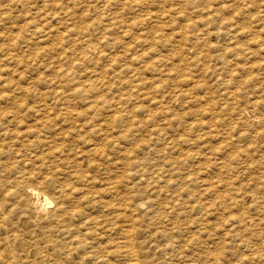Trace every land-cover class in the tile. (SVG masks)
I'll return each instance as SVG.
<instances>
[{"label": "rangeland", "instance_id": "374dc122", "mask_svg": "<svg viewBox=\"0 0 264 264\" xmlns=\"http://www.w3.org/2000/svg\"><path fill=\"white\" fill-rule=\"evenodd\" d=\"M0 132L1 264H264V0H0Z\"/></svg>", "mask_w": 264, "mask_h": 264}, {"label": "bare ground", "instance_id": "6f19581e", "mask_svg": "<svg viewBox=\"0 0 264 264\" xmlns=\"http://www.w3.org/2000/svg\"><path fill=\"white\" fill-rule=\"evenodd\" d=\"M108 6H109V3H108ZM108 6H107V7H108ZM226 6H227V5H226ZM227 24H228V23H227ZM232 25H233V24H232ZM229 26H230V24H229ZM233 26H234V25H233ZM260 29H261V28H260ZM260 29H258V30H260ZM227 30H228V28H227ZM237 30H238V29H237ZM237 30H236V31H237ZM228 31H229V30H228ZM236 31H235V32H236ZM227 33H228V32H227ZM231 33H233V32H231ZM231 33H229V34H231ZM232 36H234V34H232ZM258 36H260L258 33H254V34H252V36H251V40L254 41ZM230 37H231V36H230ZM260 39H261V36H260L259 39H257V41L260 40ZM251 42H252V41H251ZM226 43H227V42H226ZM256 43L258 44V42H256ZM231 45L233 46L232 48H234V52H235V49L238 47L239 44H237L236 41H235V42L233 41V43H231ZM223 47H224V46H223ZM225 47H226V46H225ZM228 48H229V47H228ZM239 49H240V48H239ZM228 50H229V49H228ZM228 50H225V52H227ZM231 50H232V49H231ZM229 51H230V50H229ZM228 53H230V52H228ZM237 53H238V52H237ZM237 53H236V54H237ZM233 55H234V54H233ZM223 56H225V55L223 54ZM229 56H230V54H229ZM229 56H228V57H229ZM217 58H219V57H217ZM220 58H221V56H220ZM223 58H224V57H223ZM234 58H235V57H234ZM210 59H211V58H210ZM210 59H208V60H210ZM215 59H216V58H215ZM224 59H225V58H224ZM240 59H241V58H240ZM222 60H223V59H222ZM222 60H221V61H222ZM226 60H227V58H226ZM234 60H236V58H235ZM224 61H225V60H224ZM226 62H227V61H226ZM206 63H207V62H206ZM208 63H211V62H208ZM213 63H214V62H213ZM220 63H221V62H220ZM224 63H225V62H224ZM229 63H230V62H229ZM221 64H223V63H221ZM232 64H233V63H232ZM234 64L236 65V63H234ZM212 65H213V64H212ZM202 66H203V65H202ZM208 66H209V65H207V67H208ZM225 66H226V65H225ZM178 67H179V66H178ZM214 67H215V66H214ZM217 67H221V66L218 65ZM198 68H199V67H198ZM204 68H205V67H204ZM221 68H222V67H221ZM221 68H220V69H221ZM223 69H224V68H223ZM223 69H222V70H223ZM231 69H232V68H231ZM199 70H200V69H199ZM209 70L212 71L213 69H212V70L209 69ZM178 71H179V70H178ZM200 71H201V70H200ZM202 71H203V70H202ZM207 71H208V70H207ZM207 71H205L204 73H206ZM213 71H214V70H213ZM219 71H220V70H219ZM215 72H216V70H215ZM219 73H220V72H218V74H219ZM222 74H223V73H222ZM182 75H183V74H182ZM201 75H202V74H201ZM201 75H199V76H201ZM213 75H214V74H213ZM208 76H210V75L208 74ZM197 77H198V76H197ZM198 78H199V77H198ZM217 78H218V75H217ZM217 78H216V79H217ZM202 79H203V77H202ZM204 79H205V78H204ZM219 79H220V78H219ZM194 80H195V79H194ZM206 80H207V79H206ZM206 80H205V81H206ZM222 80H223V79H222ZM197 81H198V80H197ZM201 82H202V81H201ZM221 82H222V81H221ZM196 83H197V82H196ZM203 83H205V82H203ZM223 83H224V82H223ZM206 84H208V83H206ZM188 85H190V84H188ZM195 85H198V84H194V87H195ZM202 85H203V84H202ZM192 86H193V85H192ZM192 86H190V87L192 88ZM199 86L202 87L201 85H199ZM225 86H226V84H225ZM190 87H189V89H190ZM203 87H204V86H203ZM226 87H227V86H226ZM204 89H205V88H204ZM208 89H209V88H208ZM208 89H205L206 92H207ZM187 90H188V89H187ZM190 90H191V89H190ZM190 90H189V91H190ZM193 90H195V89H193ZM193 90H191V92H192ZM195 92H196V91H195ZM202 92H203V91H202ZM202 94H203V93H202ZM202 94H201V92H200V95H202ZM206 95H207V94H206ZM195 96H196V95H195ZM207 96H208V95H207ZM199 97H200V96H199ZM197 98H198V97H197ZM208 98H209V97H208ZM208 100H209V99H208ZM205 101H206V100H205ZM209 101H210V100H209ZM206 103H207V101H206ZM208 114H209V113H208ZM208 114H207V115H208ZM252 115H253V114H252ZM250 117H251V115H250ZM181 118H182V117H181ZM253 119H254V118H253ZM175 120H176V119H175ZM181 120H182V119H181ZM173 121H174V120H173ZM250 121H251V120H250ZM245 122H247V120H245ZM164 123H165V122H164ZM176 123H178V122H176ZM189 123H190V122H189ZM191 123H193V121H192ZM199 123H200V122H199ZM213 123H214V122H213ZM247 123H248V122H247ZM182 124H183V121H182ZM200 124H201V123H200ZM207 124H208V122H207ZM245 124H246V123H245ZM250 124H251V123H250ZM250 124H248V125H250ZM169 125H170V124H169ZM177 125L180 126V124H177ZM198 125H199V124H198ZM210 125H211V124H210ZM204 126H205V125H204ZM208 126H209V125H208ZM208 126H207V127H208ZM214 126H215V125H214ZM180 127H181V126H180ZM210 127H211V126H210ZM164 128H165V127H164ZM191 128H192V127H191ZM194 128H195V127H194ZM196 128H197V127H196ZM199 129H200V128H199ZM215 129H216V128H215ZM204 131H205V130H204ZM206 131H208V129H207ZM215 131H216V130H215ZM165 132H166V131H165ZM0 133H1V132H0ZM208 133H209V132H208ZM218 133H219V132H218ZM205 134H206V133H205ZM256 134H257V133H256ZM210 135H211V134H210ZM210 135L207 134V138H208V136L210 137ZM214 135H215V133H214ZM216 135H217V134H216ZM165 136H166V135H165ZM168 137H169V135H168ZM170 137H171V136H170ZM200 138H201V137H200ZM202 138H203V137H202ZM202 138H201V139H202ZM204 138H205V137H204ZM214 138H215V137H214ZM193 139H194V138H193ZM201 139H200V140H201ZM0 140H1V139H0ZM166 140H167V139H166ZM166 140H165V141H166ZM169 140H170V139H169ZM189 140H190V139H189ZM205 140H206V138H205ZM171 141H172V140H171ZM194 141H196V140H194ZM173 142H174V141H173ZM170 144H171V143H170ZM175 144H176V143H175ZM0 145H1V143H0ZM194 145H195V144H194ZM194 145H193V146H194ZM175 146H176V145H175ZM179 147H180V146H179ZM210 147H211V146H210ZM168 148H169V147H168ZM191 148H192V147H191ZM175 149H176V148H175ZM175 149H174V150H175ZM208 149H209V148H208ZM180 150H181V149H180ZM190 150H191V149H190ZM193 150H194V149H193ZM209 150L211 151V149H209ZM212 150H214V149H212ZM175 151H177V150H175ZM184 151H185V150H184ZM186 151H187V150H186ZM177 152H178V151H177ZM189 152H190V151H189ZM39 153H40V152H38L37 155H38ZM182 153H183V152H182ZM186 153H188V151H187ZM191 153H192V152H191ZM184 154H185V153H184ZM189 154H190V153H189ZM192 154H193V155H196V154H194V152H193ZM37 155H36V156H37ZM203 156H204V154H203ZM37 157H38V156H37ZM44 157H45V156H42V158H44ZM52 157H53V156H52ZM39 158H41V157H39ZM42 158H41V159H42ZM41 159H39V160H41ZM45 159H46V157H45ZM50 159H51V158H50ZM171 159H172V158H171ZM43 160H44V159H42V161H43ZM177 160H178V159H177ZM196 160H197V159H196ZM44 162H45V160H44ZM48 162H49V161H48ZM50 162H51V160H50ZM164 162H165V161H164ZM172 162H173V161H172ZM178 162H179V160H178ZM51 163L53 164V162H51ZM56 163H57V162H55L53 165L55 166ZM176 163H177V162H176ZM173 164H174V163H173ZM173 164H172V165H173ZM49 165H50V164H49ZM57 165H58V164H57ZM166 165H167V164H166ZM168 165H171V164H168ZM172 165H171V167H172ZM54 166H53V167H54ZM53 167H52V168H53ZM56 167H57V166H56ZM56 167H54V168H56ZM0 168H1V161H0ZM165 169H166V168H165ZM168 169H169V168H167L166 170H168ZM170 171H171V169H170ZM173 171H174V170H173ZM0 174H1V171H0ZM54 175H55V174H54ZM170 178H171V177H170ZM79 179L81 180V178H79ZM171 180H172V178H171ZM156 181H157V180H156ZM164 181H165V180H164ZM166 182H167V181H166ZM0 183H1V182H0ZM12 184H13V183H12ZM2 186H3V185H2ZM7 186H8V184H7ZM13 186H14V185H13ZM24 186H25V185H24ZM14 187H15V188H14ZM14 187H12V188L16 190L18 186L16 187V185H15ZM0 188H1V187H0ZM22 188H23V187H22ZM24 188H26V191H25L24 189H23V190H24L25 192L28 193L27 198H28V196L30 195L32 198H34V199L36 200V202L38 201V202L41 203V205L43 204L41 208H37V207L34 208V214H36L37 216H41V215L43 214V210H44L43 207L46 208L47 205H49V204L52 203L51 199L49 198V196H48L44 191L40 190L38 187H34V186L27 185V186L24 187ZM111 188H112V187H111ZM4 189H6V188L4 187ZM10 189H11V188H10ZM19 189H20V188H19ZM19 189H18V190H19ZM113 189H115V188H113ZM7 190H8V192H9V188H7ZM7 190H6V191H7ZM11 190H12V189H11ZM21 190H22V189H21ZM12 191L15 192L14 190H12ZM24 191H23V192H24ZM10 192H11V191H10ZM19 192H20V191H19ZM19 192H18V193H19ZM71 192H72V189H71ZM6 193H7V192H6ZM20 193H21V192H20ZM66 193H67V192H66ZM12 194H13V193H12ZM68 194H69V193H68ZM14 195H16V194H14ZM21 195H22V193H21ZM21 195H20V196H21ZM57 195H58V194H57ZM57 195H56V197H57ZM64 195H65V194H64ZM69 195H70V194H69ZM54 196H55V195H54ZM66 196H67V195H66ZM13 197H14V196H13ZM17 197H18V196H17ZM22 197H23V196H22ZM153 197H154V196H153ZM14 198H15V197H14ZM23 198L25 199V197H23ZM23 198H22V199H23ZM29 198H30V197H29ZM53 198H54V197H53ZM61 198H62V197L59 196V199H61ZM232 198H233V197H232ZM16 199H18V198H16ZM24 199H23V200H24ZM159 199H160V198H159ZM28 200H29V199H28ZM55 200H56V199H55ZM160 200H161V199H160ZM0 201H1V199H0ZM10 201H11V200H10ZM53 201H54V199H53ZM62 201H63V199H62ZM2 202H3V201H2ZM4 202H5V200H4ZM24 202H25V201H24ZM24 202H23V206H24V204H25ZM31 202H32V201H31ZM33 202H34V201H33ZM161 202H162V200H161ZM0 203H1V202H0ZM7 203L9 204L8 201H7ZM10 203H11V202H10ZM40 203H39V204H40ZM107 203H109V202H107ZM137 203H138V202H137ZM15 204L17 205V201H16ZM60 204L62 205L61 202H60ZM158 204H159V203H158ZM6 205H7V204H6ZM21 205H22V204H21ZM21 205H20V207H21ZM26 205H27V204H26ZM32 205H34V204L32 203ZM56 205H57V204H56ZM61 205H60V206H61ZM63 205H64V204H63ZM104 205L106 206V204H104ZM123 205H124V204H123ZM162 205H163V204H162ZM0 206H2V205H0ZM18 206H19V205H18ZM18 206L16 207L17 209H18ZM60 206H59V207H60ZM64 206H65V205H64ZM66 206H68V205H66ZM110 206H111V204H110ZM114 206H115V205H114ZM124 206H125V205H124ZM127 206H128V205H127ZM138 206H139V205H138ZM12 207H13V206H12ZM55 207H56V206H54V208L51 209V210L49 211L50 214H52V215H53V218H55V219H58L62 214H66V213H68V212H66L67 209L64 210V209H62V208L60 209V208H58V207H56V208H55ZM68 207H69V206H68ZM118 207H120V206H118ZM118 207H117V208H118ZM135 207H136V206H135ZM164 207H165V206H164ZM164 207H163V208H164ZM7 208H8V207H7ZM9 208H10V206H9ZM13 208H14V207H13ZM24 208H26V207H24ZM27 208H28V207H27ZM48 208H50V207H48ZM76 208H77V207H76ZM122 208H123V207H122ZM130 208H131V207H130ZM138 208H139V207H138ZM5 209H6V208H5ZM21 209H22V208H21ZM28 209H29V208H28ZM80 209H81V208H80ZM114 209H116V208H114ZM119 209H120V208H119ZM128 209H129V208H128ZM128 209H127V210H128ZM132 209H133V208H132ZM134 209H135V208H134ZM158 209H159V208H158ZM8 210H9V209H8ZM15 210H16V209H15ZM18 210H19V209H18ZM25 210H26V209H25ZM32 210H33V209H32ZM48 210H49V209H48ZM71 210H72V209H71ZM73 210H74V209H73ZM83 210H84V209H83ZM83 210H82V212H83ZM110 210H111V209H110ZM124 210H125V209H124ZM130 210H131V209H130ZM12 211H14V210H12ZM23 211H24V209H23ZM45 211H46V210H45ZM69 211H70V210H69ZM116 211H118V210L116 209ZM120 211H121V210H120ZM128 211H129V210H128ZM132 211H133V210H132ZM132 211H131V212H132ZM1 212H2V211H1ZM4 212H5V211H4ZM6 212H7V211H6ZM6 212H5V213H6ZM24 212H25V211H24ZM29 212H30V211H29ZM70 212H71V211H70ZM70 212H69V213H70ZM72 212H73V211H72ZM72 212H71V213H72ZM124 212H125V211H124ZM17 213H18V212H17ZM21 213H23V212L21 211L20 214H21ZM25 213H26V212H25ZM1 214H3V213H1ZM7 214H8V213H7ZM9 214H10V213H9ZM12 214H13V213H12ZM26 214H27V213H26ZM28 214H29V219H30V215H31V214H30V213H28ZM72 214H73V213H72ZM72 214H71V215H72ZM83 214H84V213H83ZM121 214H122V213H121ZM121 214H120V215H121ZM13 215H14V214H13ZM16 215H17V214H16ZM48 215H49V214H48ZM52 215H51V216H52ZM76 215H77V214H76ZM51 216H50V217H51ZM73 216H74V215H73ZM122 216H123V215H122ZM1 217H3V216L1 215ZM9 217H10V216H9ZM14 217H15V216H14ZM14 217H13V220H14ZM18 217H20V215H19ZM21 217H22V215H21ZM31 217H32V216H31ZM70 217H71V216H70ZM116 217H118V215H116L115 218H116ZM10 218H11V217H10ZM15 218H16V217H15ZM1 219H2V218H1ZM1 219H0V220H1ZM16 219H17V221H18V218H16ZM20 219H21V218H20ZM35 219H36V218H35ZM50 219H51V218H50ZM59 219H62V218L60 217ZM70 219H72V218H70ZM86 219H87V218H86ZM86 219H85V220H86ZM131 219H132V218H131ZM3 220H4V218H3ZM11 220H12V219H11ZM11 220H10V221H11ZM27 220H28V219H27ZM51 220H52V219H51ZM53 220H54V219H53ZM88 220H89V219H88ZM114 220H115V219H114ZM125 220H126V219H125ZM17 221H16V222H17ZM57 221L59 222V220H57ZM57 221H56V222H57ZM64 221H65V220H64ZM92 221H93V220H92ZM112 221H113V220H112ZM129 221H132V220H129ZM1 222H2V220H1ZM5 222H7L6 219H5ZM19 222H20V221H19ZM21 222H22V220H21ZM48 222H49V221H48ZM48 222H47V223H48ZM60 222H62V221H60ZM69 222H70V221H69ZM81 222H82V220H81ZM95 222H96V220H95ZM95 222H94V223H95ZM116 222H117V221H115V223H116ZM11 223H12V222H11ZM44 223H45V222H44ZM49 223H50V222H49ZM52 223H53V221H52ZM54 223H55V222H54ZM54 223H53V224H54ZM79 223H80V222H79ZM79 223H78V224H79ZM92 223H93V222H92ZM115 223H114V224H115ZM123 223H124V222H123ZM123 223H122V224H123ZM133 223H134V222H133ZM3 224H4V222H3ZM12 224H13V223H12ZM12 224H11V225H12ZM23 224H24V222H23ZM25 224H26V223H25ZM27 224H29V223H27ZM33 224H34V223H33ZM33 224H32V225H33ZM64 224H65V223H64ZM122 224H121V225H122ZM128 224H129V223H128ZM11 225H9V226H11ZM35 225H36V223H35ZM39 225H41V224H39ZM51 225H52V224H51ZM51 225H50V226H51ZM58 225H59V224H58ZM62 225H63V224H62ZM71 225H72V224H70V226H71ZM74 225H75V224H74ZM76 225H77V224H76ZM92 225H93V224H92ZM95 225H96V224H95ZM103 225H104V224H103ZM106 225L109 226L110 224H106ZM106 225H105V226H106ZM124 225H125V224H124ZM130 225H131V224H130ZM12 226H13V225H12ZM16 226H19V225L17 224ZM23 226H24V225H23ZM23 226H22V227H23ZM25 226H26V225H25ZM63 226H64V225H63ZM66 226H67V225H66ZM72 226H73V225H72ZM93 226H94V225H93ZM122 226H123V225H122ZM126 226H127V223H126ZM128 226H129V225H128ZM161 226H162V225H161ZM3 227H4V229H5V226H3ZM13 227H14V226H13ZM28 227H33V226H28ZM39 227H40V226H39ZM162 227H163V226H162ZM16 228H17V227H16ZM20 228H21V227H20ZM20 228H19V229H20ZM26 228H27V227H26ZM34 228H35V227H34ZM37 228H38V227H37ZM47 228L49 229V226H48ZM73 228H74V227H73ZM77 228H78V227H77ZM77 228H76V229H77ZM83 228H84V227H83ZM108 228H109V227H108ZM110 228H111V227H110ZM2 229H3V228H2ZM9 229H10V228H9ZM23 229H24V228H23ZM27 229H28V228H27ZM38 229H39V228H38ZM40 229H41V228H40ZM40 229H39V230H40ZM60 229H62V228H60ZM64 229H65V228H64ZM64 229H63V230H64ZM66 229H67V228H66ZM119 229H120V228H119ZM11 230H12V229H11ZM15 230L19 231L18 228L15 229ZM24 230H26V229H24ZM24 230H23V231H24ZM46 230H47V229H46ZM165 230H166V229H165ZM5 231H6V230H5ZM5 231H4V232H5ZM12 231H14V230H12ZM12 231H11V232H12ZM21 231H22V230H20L19 232L21 233ZM28 231H29V230H28ZM33 231H34V230H33ZM37 231H38V230H37ZM55 231H57V230H54V232H55ZM61 231H62V230H61ZM64 231H67V230H64ZM77 231H78V229H77ZM108 231H109V229H108ZM110 231H111V230H110ZM129 231H130V230H129ZM4 232H3V233H4ZM11 232H9V233H11ZM42 232H43V231H42ZM59 232H60V231H59ZM59 232H57V233L59 234ZM67 232H68V231H67ZM67 232H66V234H68ZM80 232H81V231H80ZM80 232H79V234H80ZM3 233H2V234H3ZM5 233H6V232H5ZM12 233H14V232H12ZM17 233H18V232H17ZM23 233H24V232H23ZM76 233H78V232H76ZM81 233H83V232H81ZM15 234H16V233H15ZM29 234H30V233H29ZM37 234H38V233H36V235H37ZM43 234H44V232H43ZM43 234H42V235H43ZM71 234H72V233H71ZM84 234H86V231H85ZM20 235H21V234H20ZM20 235H19L18 239L20 238ZM36 235H35V236H36ZM61 235H62V234H61ZM123 235H124V241H123L122 244H121V248H123V250L126 252V253L124 252V253L126 254V256H128V255H129V257H130V255L133 256V255L135 254V252H134V249H135V248L133 249L134 246H133V244L131 245V241H130V239H129V234H128L127 231H126L125 234H124V232H123ZM5 236H7V235L5 234ZM17 236H18V235H17ZM17 236H16V237H17ZM22 236H23V235H22ZM22 236H21V237H22ZM38 236H39V235H38ZM50 236H51V235H50ZM54 236L56 237V233L54 234ZM69 236H70V235H69ZM0 237H1V236H0ZM10 237H14V235H12V236L10 235ZM23 237H25V236H23ZM26 237H27V236H26ZM28 237H29V236H28ZM39 237H41V235H40ZM51 237H52V236H51ZM51 237H50V238H51ZM79 237H80V235H79ZM85 237H86V236H85ZM100 237H101V236H100ZM169 237H170V236H169ZM4 238H5V237H4ZM44 238H46V237H44ZM50 238H49V239H50ZM62 238H63V237H62ZM65 238H66V237H65ZM72 238H73V237H72ZM72 238H70L69 240H71ZM96 238H99V237L97 236ZM96 238H95V239H96ZM130 238H131V237H130ZM2 239H3V235H2ZM2 239H0L1 242H2ZM5 239H6V238H5ZM11 239H12V238H10L9 240H11ZM14 239H15V238H14ZM21 239H24V238H21ZM27 239H28V238H27ZM29 239L31 240V238H29ZM40 239H41V238H40ZM46 239H48V238H46ZM51 239H52V238H51ZM83 239L86 240L87 238H83ZM133 239H134V238H133ZM53 240H54V239H53ZM97 240H98V239H97ZM100 240H101V239H100ZM17 241H18V240H17ZM22 241H23V240H22ZM37 241H39V240H37ZM44 241H45V240H44ZM48 241H49V240H48ZM58 241H59V240H58ZM76 241H77V240H76ZM78 241H79V240H78ZM82 241H83V240H82ZM90 241H91V240H90ZM132 241H133V240H132ZM7 242H8V241H7ZM28 242H29V241H28ZM30 242L33 243L34 241L32 242V240H31ZM63 242H64V241H63ZM68 242H69V241H68ZM95 242H96V241H95ZM98 242H99V241H98ZM2 243H4V239H3V242H2ZM8 243H9V242H8ZM12 243H13V242H12ZM12 243H11V244H12ZM25 243H26V242H24V244H25ZM50 243H51V242H50ZM50 243H47V244H49V246H50V248H51V244H52L53 242H52L51 244H50ZM64 243H65V242H64ZM64 243H63V244H64ZM133 243H134V242H133ZM13 244L15 245V240H14V243H13ZM22 244H23V243H22ZM24 244H23V245H24ZM37 244H38V243H37ZM37 244H36V245H37ZM39 244L41 245V242H40V241H39ZM45 244H46V242H45ZM59 244H60V242H59ZM63 244H62V245H63ZM80 244H81V243H80ZM29 245H31V244L29 243ZM33 245H34V243L32 244V246H33ZM42 245H44V244H42ZM84 245H85V244H84ZM9 246H10V244H9ZM24 246H26V244H25ZM32 246H31V247H32ZM65 246H67V245H65ZM65 246H64V247H65ZM69 246H70V245H69ZM69 246H67V248H68ZM81 246H82V244H81ZM132 246H133V247H132ZM171 246H172V245H171ZM4 247H6V242H5V246H4ZM12 247H13V246H12ZM12 247H11V248H12ZM16 247H17V246H16ZM18 247H19V245H18ZM26 247H27V246H26ZM40 247H41V246H40ZM40 247L38 248V250H41ZM43 247H44V246H43ZM46 247H47V246L45 245V248H46ZM91 247H92V246H91ZM93 247H94V245H93ZM7 248H8V247H6L5 249L8 251L9 248H8V249H7ZM23 248H24V250H25V247H23ZM27 248H28V247H27ZM27 248H26V249H27ZM32 248H33V247H32ZM32 248H31V249H32ZM34 248H35V247H34ZM34 248H33V249H34ZM59 248H61V247H59ZM71 248H72V247H71ZM74 248H75V247H74ZM76 248H77V247H76ZM21 249H22V248H21ZM21 249H20V250H21ZM35 249H36V248H35ZM57 249H58V248H57ZM62 249H63V248H62ZM62 249H61V250H62ZM0 250H1V249H0ZM6 250H5V251H6ZM10 250H11V249H10ZM10 250H9V251H10ZM18 250H19V249H18ZM18 250H17V251L15 250V251L18 252ZM29 250H30V249H29ZM38 250H37V251H38ZM43 250H44V249H43ZM47 250L49 251L48 248H47ZM61 250H60V253H61ZM66 250H67V249H66ZM88 250H89V248H88ZM2 251H3V250H2ZM9 251L7 252V255H8V253H9ZM11 251H13V249H12ZM15 251H13V252H15ZM21 251H22V250H21ZM30 251H31V250H30ZM35 251H36V250H35ZM53 251H54V249H53ZM57 251H58V250H57ZM63 251H64V250H63ZM13 252H12V253H13ZM27 252H28V251H27ZM31 252H32V251H31ZM44 252H45V251H44ZM49 252H51V251H49ZM65 252H66V251H65ZM2 253H3V252H2ZM5 253H6V252H5ZM37 253H38V252H37ZM37 253H36V255L38 256ZM45 253H46V252H45ZM62 253H63V252H62ZM136 253H137V252H136ZM27 254L30 255L29 252H28ZM34 254H35V253H34ZM50 254H51V253H50ZM125 254H124V255H125ZM5 255H6V254H5ZM9 255H10V253H9ZM16 255H17V254H16ZM18 255L21 256V252L18 253ZM18 255L15 256V257H18V258H21V259H22V257H19ZM61 255H65V254H61ZM122 255H123V254H122ZM211 255H212V254H211ZM31 256H32V255H31ZM39 256H40V254H39ZM45 256H46V254H45ZM45 256H44V257H45ZM56 256H57V255H56ZM59 256H60V255H59ZM136 256H138V255H135V257H136ZM11 257H12V255L10 256V258H11ZM13 257H14V256H13ZM24 257L26 258V256H25V252H24ZM33 257H34V256H33ZM40 257H41V256H40ZM49 257H50V256H49ZM49 257H48V260L54 258V257H52V258L49 259ZM7 258H8V257H7ZM25 258H24V260H25ZM29 258H30V257H29ZM31 258H32V257H31ZM41 258H42V257H41ZM45 258H47V257H45ZM45 258H44V259H45ZM63 258H64V257H63ZM136 258H137V257H136ZM136 258H134V259L129 258L128 260H126L125 262H123V264H140L138 261L135 260ZM4 259H5V258H4ZM8 259H9V258H8ZM35 259H36V258H35ZM55 259H56V258H54V260H55ZM59 259H61V258H59ZM137 259H138V258H137ZM17 260H19V259H17ZM24 260L22 259V261H24ZM29 260L31 261V259H27L26 261L29 262ZM32 260H33V259H32ZM54 260H53V261H54ZM56 260H57V259H56ZM123 260H124V259H123ZM4 261L6 262V259H5ZM4 261H2V262H4ZM19 261H20V260H19ZM19 261H16V262L20 263ZM22 261H21V262H22ZM26 261H25V262H26ZM37 261H39V260H37ZM37 261H36V262H37ZM41 261H43V260H41ZM60 261H62V260H60ZM16 262H15V263H16ZM34 262H35V261H34ZM48 262H49V261H48ZM58 262H59V261H58ZM58 262H56V263L58 264ZM7 263H8V262H7ZM31 263H32V262H31ZM31 263H30V264H31ZM38 263H39V262H38ZM40 263H41V262H40ZM42 263H43V262H42ZM49 263H50V262H49ZM52 263H53V262H52ZM0 264H1V261H0ZM27 264H28V263H27ZM34 264H36V263H34ZM43 264H44V263H43ZM46 264H48V263L46 262ZM141 264H142V263H141Z\"/></svg>", "mask_w": 264, "mask_h": 264}]
</instances>
